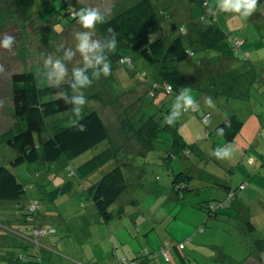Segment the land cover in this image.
<instances>
[{
  "label": "rangeland",
  "instance_id": "rangeland-1",
  "mask_svg": "<svg viewBox=\"0 0 264 264\" xmlns=\"http://www.w3.org/2000/svg\"><path fill=\"white\" fill-rule=\"evenodd\" d=\"M136 1L25 0L20 4L18 0H0V39L4 35L14 37L11 49L0 48V134L15 122L10 95L12 74L32 72L38 84L46 86L71 80L76 82L73 73L79 69L84 71L89 83L84 87L77 84L72 91L84 99L83 104H78L76 112L98 113L106 126L109 139L78 157L62 159L46 167L41 163L10 167L9 162L14 153L7 146L0 145V166L9 167L27 189L19 202H0V264H9L14 258V245H25L26 242L21 238L26 239V235L30 237V228L40 223L38 219H34L36 217L45 222L44 228L50 231L49 241L47 236L39 237L36 241L41 250L48 249L53 252L44 261L46 264H76L77 258L82 256H87L85 260L93 264L91 255H100L103 247L92 246L96 241L93 221L97 212L89 199L87 189L116 163L110 161L85 176L80 175L79 168L92 156L107 148L108 143L122 152L121 156L128 164L123 170L128 184L127 198L137 201L135 204L125 202L124 206L130 215L137 216L139 222H143L151 215L160 217L166 214L169 219H166L161 227L167 228L173 236H178L181 226L189 230V224L194 226L191 239L176 243L182 246L179 250L165 246L164 255L162 245L167 243L165 242L152 251L150 257L158 252L157 258L152 257L159 260L156 263L264 264V94L254 87L249 91L247 100L221 95L223 100L219 99L209 106L205 94L199 96V90L187 86L195 100V108L185 109L181 102L180 108L175 109L176 98L166 95L167 91L165 93L161 87L155 90V86H160L158 74L155 68L138 54L129 55L132 61L130 67L119 63L125 61L123 58H115L116 62H110L109 48L100 37L97 26L92 30L83 29L78 23L79 17L76 13L82 9L95 8L106 21ZM150 1L157 6L163 5L165 9H161L164 11L169 4L175 5L171 10L176 16H168V24L183 26L186 30L190 21L202 17H206L204 24H207V17L212 13L230 40L234 39L235 43L245 42L242 47H238L240 49L236 57L240 62H235L234 66L237 69L246 66V63L242 64L241 61H244V51L248 50L251 57L249 66L252 62L261 76H264V22L257 20L255 11L245 18L236 13L222 11L218 7L220 0H206V7L203 9L197 4L191 5L194 10V16H191L183 7L188 0H173V4L170 0ZM62 2L68 5L71 12L69 17L73 21L62 15ZM252 16L254 21L249 19ZM153 30L155 31L156 27ZM83 32L89 34L90 43L94 41L100 45L96 51H79L78 33ZM85 55L90 58L92 66L85 60ZM97 55L110 62L111 71L106 77L100 71L102 65L95 64ZM204 55L212 57L214 54L202 50L195 53L196 58ZM211 59L214 60L215 57ZM49 60L52 63H48ZM57 60L65 67L62 78H57L53 68ZM206 70L207 67L204 71H199L198 76L204 77ZM228 75L230 73L224 76L227 78ZM198 82H202V79ZM160 101H164V109L160 107ZM160 109L164 111L161 112ZM168 109H172V114L174 110L179 112V116L175 117L179 134H182L188 144H197L198 148L194 151L186 150L167 162L163 149L166 150L170 144L168 135L163 131L158 133L159 139L153 142L152 150L141 152L143 147L134 138L131 125L136 127L141 118L159 113L165 121V117L172 116L168 114ZM234 109L246 123L238 133L241 135L240 143L226 147L222 137L212 130L232 115ZM250 112L252 114H249ZM71 114L65 112L57 118H68ZM205 116L207 121L204 124L202 119ZM251 120L257 121L258 125ZM206 131H209L211 136L206 135ZM217 151L229 152V156L218 157L214 155ZM183 168L190 171V187L196 189V192L175 193L177 202L167 203L165 198L170 196L172 191V173L176 174ZM68 169L75 172L73 177L67 175ZM211 174L225 185L207 183ZM68 182L72 183L71 189L52 198L50 193ZM241 184L244 186L238 188ZM224 186H230L235 196L231 197L229 205L217 210L216 217L207 218L206 213L197 208V204L223 200L226 196ZM33 199L39 202L40 210L34 213L33 218L26 220L20 208L32 205ZM127 219L129 218L122 220ZM85 229L88 230L87 237ZM65 233L68 235H62ZM109 239L105 236L103 241L109 242ZM130 242L135 243V240ZM54 244H58V247H54ZM165 258H168V261H165Z\"/></svg>",
  "mask_w": 264,
  "mask_h": 264
},
{
  "label": "trees",
  "instance_id": "trees-1",
  "mask_svg": "<svg viewBox=\"0 0 264 264\" xmlns=\"http://www.w3.org/2000/svg\"><path fill=\"white\" fill-rule=\"evenodd\" d=\"M18 1L20 4L25 2V0ZM189 2L194 5L197 4L203 9L206 7L207 1L189 0ZM263 2L264 0H258L257 6ZM61 8L64 10L62 15L71 19L69 17L70 9L65 2H62ZM161 8L164 9L161 5L157 6L150 0H137L129 8L97 25L98 33L107 47L112 38V33L108 31V28H112L117 33L115 37L117 48L112 50L108 47L110 62H116L115 58H119V60L128 58L129 63H122L121 61L119 63L125 67H130L132 61L129 55L131 53L138 54L141 59L152 65L158 74L160 86H155V90L161 87L165 92V87L170 88L171 86L170 92L165 93L177 99L181 95V91L188 86L180 66L190 61L197 65L196 74L198 75L199 71H204L206 67L214 64L205 66L200 62V59L194 57L195 53L198 50L212 52L214 54L212 58L220 57L217 61L219 62L217 73L219 74L216 76L204 74V77H197L196 75L197 78H194L195 76L192 78L189 87H192L193 90H199V96L205 94L211 102L221 99V95L226 98L242 99L246 97L249 88L258 83L261 74L253 66H249L248 59L244 55V61L241 62L242 64L246 63V66H241L240 69L234 66L235 62H240V59L236 57L240 48L234 43L227 42L226 33L217 25L212 13H209V17H207L209 20L207 24H204L206 17H202L190 21L187 30L183 26L178 27L170 24L167 31L161 29L154 31V27L160 26L169 15ZM71 20L73 21V19ZM170 34L172 37L169 36ZM168 37L170 38L168 39ZM226 73H230L231 76L228 75L226 78L224 76ZM208 74H212L211 71ZM206 76L209 77L206 78ZM198 78L205 80V83L197 82ZM216 78H222V86L218 84L215 89L213 81ZM10 83L12 113L15 122L0 134V145L7 146L14 153L13 159L9 162L10 167L36 163H41L46 167L62 159L68 160L78 157L109 140L106 126L98 113L94 111L76 112L78 104L75 103V100L78 95L72 93L77 87L75 81L41 86L38 84L34 73L20 72L12 74ZM73 85L76 86L73 87ZM163 109L160 111H164ZM65 112L72 114L68 118H57ZM159 114L143 117L144 120L139 121V125L136 127L131 125L133 136L144 151L152 150L153 142L159 139L158 133L162 131L168 135L170 143V148L165 151L167 162L170 158L179 156L186 150L194 151L198 148L197 144H187L183 140L178 132V123L175 117L173 123L169 125L166 122L168 117H165V121H163V116ZM168 114L172 115V109H168ZM81 126H83V130H81ZM240 127L241 121L235 115H230L212 132L220 134L222 130L223 135H220L227 142H232ZM207 132L211 136L209 131ZM124 160L120 151L108 143L107 148L92 156L79 168L80 175L85 176L94 173L110 161L116 163L111 170L103 174L87 189L89 199L101 222L109 223L123 214V207H121L122 205L119 206V202L128 192V184L123 172L128 164ZM67 175L73 177L75 172L68 169ZM172 176L171 187L174 193L195 190L191 189L189 185L191 177L186 173L178 172ZM242 185L244 184L239 185L238 188H241ZM71 186L72 183L68 182L50 194L54 198L59 194L68 192ZM223 188L226 192L223 200L217 203L203 202L197 204V208L206 213L207 218L216 217L219 208H225L229 205L230 195L235 196V192L231 188L225 186ZM26 190V187L17 180L9 167L0 166V202H19ZM32 202V205L20 208L26 220L33 218L34 213L40 210L39 202L36 199H33ZM34 204L36 207L32 210ZM34 219H38L40 223L34 224L30 228V237L26 235V239L21 238L26 242L24 246H13L15 248L14 258L10 260L9 264H46L44 261L48 259L50 253H53L48 249L41 250L37 244L38 238L49 237L50 231L44 228L45 222L43 223L40 218ZM249 228L251 229L250 226ZM39 232H43V235H36ZM176 249L179 250L177 246ZM141 252L142 250L137 253L136 257L141 258L149 254L146 251L145 255H141ZM152 257L157 258L158 252H155ZM122 259H125L128 264L135 262L134 258L123 257L119 261Z\"/></svg>",
  "mask_w": 264,
  "mask_h": 264
},
{
  "label": "crops",
  "instance_id": "crops-1",
  "mask_svg": "<svg viewBox=\"0 0 264 264\" xmlns=\"http://www.w3.org/2000/svg\"><path fill=\"white\" fill-rule=\"evenodd\" d=\"M186 2H187V4H184L183 7H185L190 12L191 16H194V10L192 9L193 6L191 7V5H194V4L189 2V0L186 1ZM170 3L173 4V0H170ZM173 6H175V5H170L169 4L166 7V12L169 14L168 16L170 18H173V17L176 16V13L173 14L172 10H171V8ZM162 7L165 9V7L163 5H162ZM255 16L257 17V20H262L264 22V2L256 7ZM249 19L254 21V16L250 17ZM217 25H219V24L217 23ZM169 28H170V24H168V20L164 19V22L160 26L156 27V30L157 29H161L163 31H167V30H169ZM220 28H222V27L220 26ZM222 30L224 31V29H222ZM224 32L227 34L226 31H224ZM169 36L172 37L171 34ZM169 38L170 37H168V39ZM226 39H227L228 43H232V44L234 43L235 44V42H236L234 39L230 40V37L227 36V35H226ZM241 44H242L241 45V47H242L245 44V42H241ZM244 54L247 55L248 64H249L251 57L249 55L248 50H245ZM194 57H196V56H194ZM211 58H212L211 55H204V56H202V57H200L198 59H200V62L205 64V66H207L208 64L209 65L214 64V65H211V66L207 67V70L205 71V74L209 75V76H211V75L216 76L217 74H219V73H217L218 69H219L218 68V63L219 62H217V61L219 60L220 57H215L214 60L211 59ZM196 66L197 65H195L194 63H192L190 61L185 62V63H183L180 66V70H181V67H182L181 73L184 76L185 82L187 83L188 86H189V84H190V82H191V80H192V78L194 76H195L194 78L200 77V76H198L196 74V72H197V69H196L197 67ZM250 66H253L255 68V65L252 62H251ZM209 71H211L212 74H208ZM196 75H197V77H196ZM209 76H206V78L209 77ZM221 79L222 78H216L213 81V83H214L213 87H215V89L217 88L218 84L221 85V82H222ZM198 80H199V78L197 79V82H198ZM202 83H205V80L203 81V79H202ZM254 87L261 94H264V76H261V78L259 79L258 83L255 84V85L253 84L249 88L248 94H249V91L251 89H254ZM248 94H247L246 97H244L242 99H239V98H233V99H239V100H244L246 98L248 99ZM221 100H223V99H221ZM164 104H165L164 101H160V103H159V105H161L160 107H162V108H165ZM235 110L236 109L233 110V114L232 115H235L237 117V119L241 121V127H240V130L238 132V133H240L243 130L244 126H245L246 120L245 119L242 120L239 117L238 112L235 111ZM249 114H252V113L250 112ZM256 117L258 119L260 118L259 115H256ZM144 118H141L140 122H141V120H144ZM227 118H225V120ZM251 121L256 126L258 125L257 121H254V122H253V120H251ZM138 125H139V123L136 126H138ZM215 134H217V133H215ZM180 135L183 138L182 134H180ZM217 135L221 136L220 134H217ZM240 136L237 134V136L233 139L232 142H227L224 137H222V136L221 137H222L224 143L226 144V147H228V146H230L232 144L235 145L236 143H240V140H239ZM183 140H184V138H183ZM126 143H128L127 140H126ZM124 146H126V145H124ZM169 148H170V146L168 145V148L166 150H168ZM159 150H161V149H159ZM163 150L166 151L165 149H163ZM131 151H133V150H131ZM140 151L142 152L144 150L141 149ZM174 157H176V156H174ZM179 172L186 173L187 175L190 176V171L188 169H186V168H183V169L179 170ZM172 175H173V173H172ZM208 178L210 180L207 183L210 182L211 183L210 185H214V184L216 186L218 184L225 185L224 183H220L219 180L216 178V176H214L212 174ZM191 180H192V177H191ZM191 180H190V182H191ZM190 182H189V185H190ZM230 186H232V184H230ZM230 186H227V187H230ZM171 190H172L171 191V195L167 196L165 198V202H167V203L168 202L174 203L175 201L177 202V195L174 193L172 187H171ZM194 192H196V189L194 190ZM173 193L176 196L173 195ZM125 202H128L129 204L130 203H134V204L137 203L136 199H133V198L128 199L127 198V193H126V195H124L122 197V199L120 200V202H119V206L122 205L121 207H123V214L121 215V217L114 219V220H119L117 223H114L113 222L114 220L110 221L109 223H104V222L100 221V219L98 218V215L96 217H94L93 225H94V228H95L94 230H95V239H96V241H95L94 244H92V246L100 247V245H101V247H103V252L100 255H95V254L91 255V257L93 259V262H92L93 264H118L117 262L123 257H127L129 259L134 258L135 262L133 264H159V263H156L159 260H155V259H152V257H150L152 251H155L156 248H158L161 244H163L165 242H167V243H165V245H162L163 247H165L167 245L166 247H168L169 249L170 248H175L176 249L175 246L178 245V244H176L177 242H181V241L187 240L189 238L191 239V236L193 234L192 231H193V227H194L191 224H189V227L191 228V230H189L187 227L184 228V226H181L178 229V233H177L178 236H173L172 232H169L167 228L161 227L164 224V221L166 219H169V218H167L166 214H164L163 216H160V217H158L157 215H151L150 217L147 218L150 221L145 219L143 222L142 221L139 222V219L137 218V216H132V215H130L127 212V210H126V208L124 206ZM123 218H129V219H127L125 221V220H122ZM174 219H175V217H174ZM87 231L88 230L85 231L86 237L88 235ZM62 235L65 236V235H68V234L65 233V234H62ZM105 236L110 238L109 242L103 241ZM151 236H153V238H151ZM130 240H135V243L134 242H130ZM48 241H49V237H48ZM108 245H110V247ZM54 247H58V244H56V245L54 244ZM54 247H52V249H55ZM56 249H57V251H59L58 248H56ZM140 250H146V251H148L149 254L147 256L138 258L136 256H137V253ZM176 253L179 254V252L177 250H176ZM86 257L87 256H82L81 258H77L78 260L75 263L76 264H82V263L90 264V261L85 260V259H87ZM83 261H87V262H83ZM126 264H128V263H126Z\"/></svg>",
  "mask_w": 264,
  "mask_h": 264
},
{
  "label": "clouds",
  "instance_id": "clouds-1",
  "mask_svg": "<svg viewBox=\"0 0 264 264\" xmlns=\"http://www.w3.org/2000/svg\"><path fill=\"white\" fill-rule=\"evenodd\" d=\"M257 3L258 0H220L218 7L224 12L236 13L241 17L246 18L256 10ZM77 15L79 17L78 23L82 26L83 29L92 30L95 29L98 24L104 22V17L100 14V11L95 8L82 9L79 13H77ZM108 31L112 33V38L108 43V47L112 50H115L117 48V41L115 39L117 33L112 28H108ZM78 40V49L81 53L94 52L100 47L97 42H89L90 38L87 32L78 33ZM13 43L14 37L10 35H4V37L0 39V48L11 49ZM85 60L89 61V66H92L90 58L87 55H85ZM47 62L52 63L51 60ZM95 64L102 65L100 71L104 74L105 77L110 74V62L106 61L103 56L97 55L95 57ZM53 68L55 69V75L57 76V78H62L65 74L64 65L59 60H57L53 64ZM73 75L79 86L84 87L89 83L88 77L84 74L83 70H75ZM75 86L76 85H73V87ZM181 102L183 103L185 109L195 108V100L190 94V90L188 88H184L181 91V95L177 98V103L175 104L174 108L179 109L181 106ZM75 103L83 104V97H77ZM207 103L209 104V106H212V102L210 99L207 101ZM176 116H179V112L174 110L172 116L169 117L166 122L171 125L173 123V118ZM81 130H83V126H81ZM220 134L223 135L222 130L220 131ZM214 155L218 157L221 155L229 156V152L221 153L220 151H217L216 153H214Z\"/></svg>",
  "mask_w": 264,
  "mask_h": 264
},
{
  "label": "built area",
  "instance_id": "built-area-1",
  "mask_svg": "<svg viewBox=\"0 0 264 264\" xmlns=\"http://www.w3.org/2000/svg\"><path fill=\"white\" fill-rule=\"evenodd\" d=\"M235 45L237 47H240L241 46V43L240 42H237V43H235ZM244 57L247 59V55L246 54H244ZM126 62L129 63V60L128 59H125V61H122V63H126ZM165 91H167V93H169L170 92V88L168 86H166L165 87ZM205 118H206V116L202 120L205 121ZM203 121H202V123H203ZM205 134L208 135V132L206 131ZM243 186L244 185H242L241 187H243ZM230 196L232 197V195H230ZM35 207H36V204L33 205L32 210ZM36 235H38V236L43 235V232H39ZM180 247H182V246L181 245H177V248L178 249H180ZM162 252L165 255V248L164 247L162 248ZM146 253H147L146 250H142L141 255H145ZM165 261H168V258H165ZM118 264H126L125 259H122L121 261H119ZM130 264H132V263H130Z\"/></svg>",
  "mask_w": 264,
  "mask_h": 264
},
{
  "label": "bare ground",
  "instance_id": "bare-ground-1",
  "mask_svg": "<svg viewBox=\"0 0 264 264\" xmlns=\"http://www.w3.org/2000/svg\"><path fill=\"white\" fill-rule=\"evenodd\" d=\"M206 120H207V118H205V121H203V120H202V121H203V123H205V122H206Z\"/></svg>",
  "mask_w": 264,
  "mask_h": 264
}]
</instances>
